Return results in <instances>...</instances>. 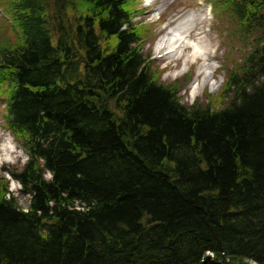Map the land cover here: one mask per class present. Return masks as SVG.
<instances>
[{
	"label": "trees",
	"instance_id": "16d2710c",
	"mask_svg": "<svg viewBox=\"0 0 264 264\" xmlns=\"http://www.w3.org/2000/svg\"><path fill=\"white\" fill-rule=\"evenodd\" d=\"M6 3L0 94L29 158L2 172L30 198L0 175V264H264V0H214L253 46L192 104L132 0Z\"/></svg>",
	"mask_w": 264,
	"mask_h": 264
},
{
	"label": "rangeland",
	"instance_id": "374dc122",
	"mask_svg": "<svg viewBox=\"0 0 264 264\" xmlns=\"http://www.w3.org/2000/svg\"><path fill=\"white\" fill-rule=\"evenodd\" d=\"M132 1L136 8L133 17L135 24L149 26L147 41L141 43L142 51L150 56L149 59L156 67L155 71L161 72L162 81L170 85L180 81L182 85H185V89L181 90L180 95L184 96L186 103L192 104L197 100H204L207 92L210 94L218 93L228 75L245 61L252 49L253 41L251 43L249 39H243L239 33L235 35L233 32L236 31V28L226 15L217 17L218 8L215 6L214 0ZM211 9L214 10V13L210 11ZM7 10L13 14L6 0H0V47L16 42L17 37H19ZM192 17L197 18L194 20L195 29L193 35L187 38L186 42L192 46V42L196 44L198 41L211 39L209 48L211 52H208L209 60L200 59L195 63L194 61L187 63L176 59L169 64L172 59L169 56L163 57V53L157 51V40L161 34H169L173 29L185 28ZM206 35L209 37H205ZM189 52L191 49L187 48L184 54L188 55ZM170 55L172 54L170 53ZM204 61L209 68L205 73H200L198 70ZM206 75L208 79L204 84L202 80ZM6 112L7 99L5 95L0 94V175L5 178L11 176L6 174V177L5 173L2 172L3 168L20 169L28 160V156L23 150L22 139L18 138L11 130L12 134L6 130ZM2 145H8L4 152L1 150ZM50 177L51 175L47 173L46 178ZM10 181V189L18 197L19 203L28 207L30 197L21 192L22 186L17 180L11 179Z\"/></svg>",
	"mask_w": 264,
	"mask_h": 264
},
{
	"label": "bare ground",
	"instance_id": "6f19581e",
	"mask_svg": "<svg viewBox=\"0 0 264 264\" xmlns=\"http://www.w3.org/2000/svg\"><path fill=\"white\" fill-rule=\"evenodd\" d=\"M194 20H197L196 17H192L190 20V23L187 24L185 26V28H180L179 30H175L174 32H172L173 37L167 42V45H164V43H161L157 46V51H160L163 48L164 45V49H167L168 53L172 54L169 56V58L172 59V62L175 61L178 56L181 54V57H179L177 59V61H184V62H190V61H194V63L200 59H208V52L210 53V46H211V42L212 40L207 39L204 41H198L196 44H193L192 42V46L187 44V38L191 37V35H193V31H194ZM178 31V32H177ZM177 32V33H175ZM205 37H209L208 35H206ZM190 48L191 52H189L188 55L184 54V51ZM193 48V50H192ZM206 57V58H205ZM209 60V59H208ZM209 68L208 64L206 63V61H204V63L200 66L198 72L200 73H205V71ZM199 75V73H198ZM208 79V76L206 75L203 80L202 83L206 84ZM195 87V86H194ZM8 145H2L1 150L4 152L7 149Z\"/></svg>",
	"mask_w": 264,
	"mask_h": 264
}]
</instances>
